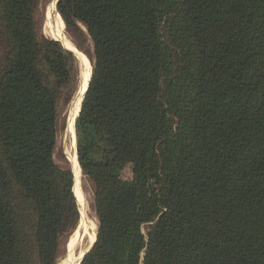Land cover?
<instances>
[{
    "label": "trees",
    "instance_id": "obj_1",
    "mask_svg": "<svg viewBox=\"0 0 264 264\" xmlns=\"http://www.w3.org/2000/svg\"><path fill=\"white\" fill-rule=\"evenodd\" d=\"M52 1L0 0V264H58L81 220L56 160L81 74L45 33ZM57 10L94 67L76 135L98 230L80 264H264V0Z\"/></svg>",
    "mask_w": 264,
    "mask_h": 264
},
{
    "label": "rangeland",
    "instance_id": "obj_2",
    "mask_svg": "<svg viewBox=\"0 0 264 264\" xmlns=\"http://www.w3.org/2000/svg\"><path fill=\"white\" fill-rule=\"evenodd\" d=\"M52 2L49 4L48 8L52 4ZM47 11H48V9H47ZM47 13L48 12H46V16H47ZM46 24L47 23L45 21V33L47 34L48 37H52L48 33V31L50 32L51 28L49 26L47 27ZM80 25H81L82 29L85 30V33H86L85 34L86 35V45H85V47H86V49L89 52L92 53L93 52V48H94L93 42H92L91 38L88 36V34L86 32V28L84 27V25H82V24H80ZM64 33H65L66 37L69 39L70 37L66 33V26L64 28ZM69 40L72 42V44L75 46V48L78 51H80L81 53H83L87 57V59L93 64L90 56L88 54H86L84 51H82L81 49L77 48L76 45L71 40V38ZM76 56H77V58L79 60L80 74L82 76L83 75L82 72L84 71L83 63H82L81 59H79V56L78 55H76ZM81 58L84 60V63H86V64L88 63L89 68H91L89 62L87 61V59L82 54H81ZM81 79H82V77H81ZM80 82L82 83L81 80H80ZM81 85L82 84H80L79 91L77 92V94H76L75 98L73 99L71 105L69 106V108L65 112V115H66V117H65L66 126H65V129L62 130V132H61V134L59 136L58 146H57V150H56V160H57V162L59 164H63L64 165L66 162L69 161V166L70 167H71V161L69 159V153L72 150V148H71V136H70L69 132H67L68 131V120H69V118L71 116L70 115L71 114V110H72V108L74 106L76 98L78 97L79 92L81 90ZM75 131H76V126H75ZM76 150H77V135H76ZM66 160H68V161H66ZM128 173H129V171L126 169L124 171V176L125 177L128 176ZM81 175L82 176L80 177V185L79 186H80V190L83 193V196L85 198L84 199V205H85V208H86V210H85L86 212L85 213H87L86 214V219L88 221V224L87 223H82L81 222L82 220H80L79 226L77 227L76 231L73 233V235L68 240V242L66 244L65 253L61 255V257H60V259L58 261V264H70V261L68 260V257L70 255V253L71 252L75 253V255L78 254V252L87 245V243H88L87 238L89 236H92L94 231H96V238H97L98 219H97V217H96V215H95V213L93 211V208H92L93 185H92V182H91V180L89 178L84 176L83 173ZM75 179H74V182H76ZM74 186H75V184H74ZM82 216L83 215H82V211H81V219H82ZM143 229H144V231H146V226ZM88 234H89V236H88ZM95 242H96V239H95ZM95 242H94V244H95Z\"/></svg>",
    "mask_w": 264,
    "mask_h": 264
},
{
    "label": "bare ground",
    "instance_id": "obj_3",
    "mask_svg": "<svg viewBox=\"0 0 264 264\" xmlns=\"http://www.w3.org/2000/svg\"><path fill=\"white\" fill-rule=\"evenodd\" d=\"M47 12L48 13H47V16H46V23H47L46 26L47 27L49 26L51 28L50 32L53 35L58 36V38L57 37H53V36L51 38H55V39H58V40H61L62 39L64 41H66L72 47L71 50L76 55L79 56V59H81V61L83 63V68H84V71L82 72L83 75L81 76L82 77V79H81V81H82V83H81L82 84L81 85V90L79 92L78 97L76 98V101L74 100L75 103H74V106H73V108L71 110V114H70L71 116H70V118L68 120V131L67 132H69V134L71 136V148H72V150L69 153V159L71 161V165L73 167V172H74V175H75V178H76L75 179L76 180V182H75V192H76L77 199H78V202H79V205H80V208H81V211H82V215H83L82 216V219H81L82 220L81 222L88 224V221L86 219V214L87 213H85L86 212L85 211L86 208H85V205H84V199L85 198H84L83 193L81 192L80 186H79L80 185V177L82 176L81 175L82 174V171H81V167L79 165L78 158H77V153H76L75 121H76V118L78 117L79 111L81 109V103H82V100H83V96H84V94H85V92L87 90L88 83H89V79L91 77V73H92L93 67H92L91 63L89 62V60H87V61L89 62L91 68H89L88 63L87 64L84 63V60L81 58V54L82 53L75 48V46L69 40L70 38L68 39L66 37V35L64 33V27H63V24H62V20H61L62 18H60L61 16H60L58 10L56 9V0L53 1V3L48 8V11ZM48 33H49V31H48ZM67 43H65V44H67ZM95 233H96V231L93 232L92 236H89V234H88V236H89L87 238L88 243H87V245L83 249H81L78 252V254L75 255V253H72V252L70 253V255L68 257V260L70 261V264H80L81 263V260L91 250V248H92V246H93V244L95 242V239H96ZM94 236H95V238H94L93 242L91 243L90 247L86 250L88 244L90 243V241L93 239Z\"/></svg>",
    "mask_w": 264,
    "mask_h": 264
},
{
    "label": "water",
    "instance_id": "obj_4",
    "mask_svg": "<svg viewBox=\"0 0 264 264\" xmlns=\"http://www.w3.org/2000/svg\"><path fill=\"white\" fill-rule=\"evenodd\" d=\"M54 1V0H53ZM57 2H58V0H56V9H57ZM53 3V2H52ZM65 23V22H64ZM51 38V37H50ZM55 39V38H54ZM56 40H58V39H56ZM61 43H63L61 40H59ZM64 44V43H63ZM69 50H71V49H69ZM72 51V50H71ZM73 52V51H72ZM74 53V52H73ZM75 54V53H74ZM93 71H94V67H93V70H92V73H91V77H92V74H93ZM91 77H90V79H89V83H90V80H91ZM89 83H88V86H89ZM87 89H88V87H87ZM87 91V90H86ZM86 93V92H85ZM85 95V94H84ZM83 98H84V96H83ZM83 101V100H82ZM81 105H82V103H81ZM80 111H81V109H80ZM80 111H79V113H80ZM79 115V114H78ZM76 120H77V118H76ZM75 126H76V121H75ZM76 153H77V150H76ZM77 158H78V153H77ZM79 162V161H78ZM79 165H80V163H79ZM81 167V166H80ZM71 170L73 171V167H72V165H71ZM74 177H75V175H74ZM75 179V178H74ZM75 187V186H74ZM93 246H94V244H93ZM93 246H92V248H93ZM91 248V249H92ZM85 257V256H84ZM83 260V259H82ZM82 260H81V262H82Z\"/></svg>",
    "mask_w": 264,
    "mask_h": 264
}]
</instances>
